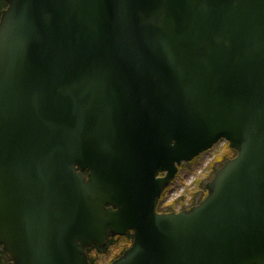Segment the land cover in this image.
Listing matches in <instances>:
<instances>
[{
	"label": "water",
	"instance_id": "obj_1",
	"mask_svg": "<svg viewBox=\"0 0 264 264\" xmlns=\"http://www.w3.org/2000/svg\"><path fill=\"white\" fill-rule=\"evenodd\" d=\"M0 245L11 264H264V0H5ZM235 154L189 208L178 166ZM86 171V172H85ZM162 173V174H161Z\"/></svg>",
	"mask_w": 264,
	"mask_h": 264
},
{
	"label": "rangeland",
	"instance_id": "obj_2",
	"mask_svg": "<svg viewBox=\"0 0 264 264\" xmlns=\"http://www.w3.org/2000/svg\"><path fill=\"white\" fill-rule=\"evenodd\" d=\"M234 151L223 139L215 143L208 151L200 153L190 161L182 162L178 166L175 177L161 193L159 209L178 210L189 208L191 203H197L206 193V181L222 164L221 158L226 153L233 155ZM125 241L123 237L116 238V241L110 243L106 250L99 251L94 248L88 255L93 258L94 264H108L113 255L121 250Z\"/></svg>",
	"mask_w": 264,
	"mask_h": 264
},
{
	"label": "trees",
	"instance_id": "obj_3",
	"mask_svg": "<svg viewBox=\"0 0 264 264\" xmlns=\"http://www.w3.org/2000/svg\"><path fill=\"white\" fill-rule=\"evenodd\" d=\"M6 6V2L5 0H0V13H1V10ZM235 153V151H234ZM234 155V154H233ZM231 155L230 153H226L220 160V162H223L225 159L233 156ZM160 201V200H159ZM120 237H123L126 239V241L124 242V244L122 245V248L121 250L113 255V257L110 259L112 260L113 258H115L116 256H118L122 250L127 247L131 240H132V234L127 232L126 234L124 235H116V236H109L106 240V244L104 246H97V245H91L89 247L86 248V251H87V254H89V251L96 248L97 250L101 251V250H106L107 246L110 244V243H113L116 241V238H120ZM88 259H89V264H94V261H93V258L88 255ZM0 264H11V260H10V257L9 255L7 254V252L2 248V246L0 245Z\"/></svg>",
	"mask_w": 264,
	"mask_h": 264
},
{
	"label": "flooded vegetation",
	"instance_id": "obj_4",
	"mask_svg": "<svg viewBox=\"0 0 264 264\" xmlns=\"http://www.w3.org/2000/svg\"><path fill=\"white\" fill-rule=\"evenodd\" d=\"M193 204H194V203H191V204H190V206H191V205H193ZM156 208H157V210H158V211H163V210L159 209V206H158V204H157V207H156ZM127 232H129V233H131V234H132V231H131V230H129V231H127Z\"/></svg>",
	"mask_w": 264,
	"mask_h": 264
}]
</instances>
